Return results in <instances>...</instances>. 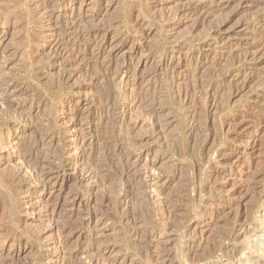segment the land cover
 Masks as SVG:
<instances>
[{"label": "rangeland", "instance_id": "374dc122", "mask_svg": "<svg viewBox=\"0 0 264 264\" xmlns=\"http://www.w3.org/2000/svg\"><path fill=\"white\" fill-rule=\"evenodd\" d=\"M0 264H264V0H0Z\"/></svg>", "mask_w": 264, "mask_h": 264}]
</instances>
